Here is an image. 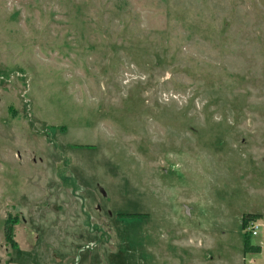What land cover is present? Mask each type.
I'll use <instances>...</instances> for the list:
<instances>
[{"label":"rangeland","instance_id":"374dc122","mask_svg":"<svg viewBox=\"0 0 264 264\" xmlns=\"http://www.w3.org/2000/svg\"><path fill=\"white\" fill-rule=\"evenodd\" d=\"M0 264H264V0H0Z\"/></svg>","mask_w":264,"mask_h":264},{"label":"trees","instance_id":"16d2710c","mask_svg":"<svg viewBox=\"0 0 264 264\" xmlns=\"http://www.w3.org/2000/svg\"><path fill=\"white\" fill-rule=\"evenodd\" d=\"M119 215L131 217V218H140V216H142V214H139V213H121ZM259 218H260L259 214H251V213L243 214L240 218V225H241L242 231L244 232L243 233V240H242L243 252H247L248 248H250L251 250H254V251L256 249L257 250L259 249V247L257 245H255V244H258L257 242H255V243L251 242V239H253V237H255V236H252L250 234V232L246 231L247 225L251 221L257 220ZM9 230H10V227L8 226V229H7L8 232L6 233L7 236L9 235Z\"/></svg>","mask_w":264,"mask_h":264},{"label":"built area","instance_id":"2783aa9c","mask_svg":"<svg viewBox=\"0 0 264 264\" xmlns=\"http://www.w3.org/2000/svg\"><path fill=\"white\" fill-rule=\"evenodd\" d=\"M263 225L258 223V220H254V221H251L247 227H246V231L250 232V234L252 236H256L259 229L262 228Z\"/></svg>","mask_w":264,"mask_h":264}]
</instances>
